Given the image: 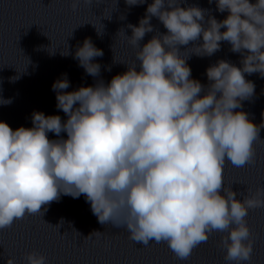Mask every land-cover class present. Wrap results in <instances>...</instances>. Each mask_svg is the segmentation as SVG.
Wrapping results in <instances>:
<instances>
[{
    "label": "clouds",
    "instance_id": "obj_1",
    "mask_svg": "<svg viewBox=\"0 0 264 264\" xmlns=\"http://www.w3.org/2000/svg\"><path fill=\"white\" fill-rule=\"evenodd\" d=\"M183 2L153 0L138 26L127 25L131 36L118 31L137 51L127 71L110 82L100 79L70 92L66 74L53 83L56 107L66 120L34 111L30 128L13 130L0 121V230L26 214L43 217V206L61 194L84 195L100 224L124 229L144 246L164 242L178 260L187 261L219 232L227 233L220 241L227 264L251 261L254 241L245 218L249 210L264 208V187L238 193L225 184L224 169L226 163L238 168L254 163V145L264 143L259 135L264 123L235 111L255 93L245 74L264 78V0H215L217 11L228 12L221 21L209 9L181 7ZM79 3L72 0L73 11ZM153 17L166 34L152 25ZM221 42L241 54L242 67L221 59L206 69L208 85L192 79L187 60L211 57ZM103 55L86 38L74 58L87 75L99 77L101 65L94 60ZM11 103L0 97V105ZM93 234L102 233L87 238ZM25 260L46 264L47 257L32 251ZM7 264H15L11 256Z\"/></svg>",
    "mask_w": 264,
    "mask_h": 264
}]
</instances>
